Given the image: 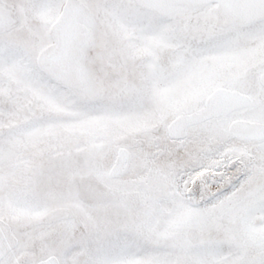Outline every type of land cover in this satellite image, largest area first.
<instances>
[{"label": "snow or ice", "instance_id": "6c2138e0", "mask_svg": "<svg viewBox=\"0 0 264 264\" xmlns=\"http://www.w3.org/2000/svg\"><path fill=\"white\" fill-rule=\"evenodd\" d=\"M0 264H264V0H0Z\"/></svg>", "mask_w": 264, "mask_h": 264}]
</instances>
